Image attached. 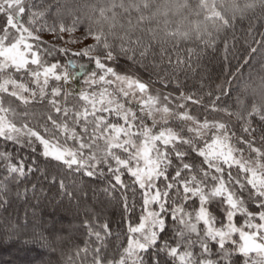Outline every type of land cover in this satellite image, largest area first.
I'll return each mask as SVG.
<instances>
[{"label":"snow or ice","instance_id":"obj_1","mask_svg":"<svg viewBox=\"0 0 264 264\" xmlns=\"http://www.w3.org/2000/svg\"><path fill=\"white\" fill-rule=\"evenodd\" d=\"M257 7L0 0V240L49 264H264V68L240 89L209 68L238 31L245 64L264 55Z\"/></svg>","mask_w":264,"mask_h":264},{"label":"trees","instance_id":"obj_2","mask_svg":"<svg viewBox=\"0 0 264 264\" xmlns=\"http://www.w3.org/2000/svg\"><path fill=\"white\" fill-rule=\"evenodd\" d=\"M216 2L219 3L220 0H216ZM229 2H231V0H229ZM256 14L257 16L264 15V10L257 7ZM260 31L264 32V28H261ZM253 35L255 39H260L255 33H253ZM229 43L231 44L232 41L229 40ZM251 43V36H245L238 31L235 49L229 54L227 61L223 60L224 53L221 51L218 58L213 60L209 65L210 69H215V74H219L221 62H223V75H221L220 78L222 80L225 76H228V79L232 81L231 86L234 89L242 88L244 82L249 79L250 74L254 76L264 68V55L262 54H258L249 64H245V60H248V56L244 55L245 48ZM262 53H264V50H262ZM242 55L243 59L241 58ZM228 73H232L233 75L229 76ZM112 211L116 212L115 218L118 220V210L114 209ZM59 217L62 219L63 225L66 228L70 224H77L71 212H61ZM28 239L29 237L27 236H21L19 238L11 237L0 240V264H49L50 260L55 259L46 247L41 246V243H25V240Z\"/></svg>","mask_w":264,"mask_h":264}]
</instances>
